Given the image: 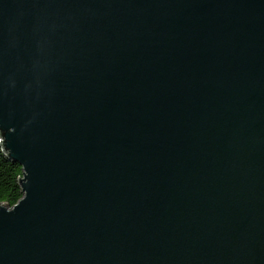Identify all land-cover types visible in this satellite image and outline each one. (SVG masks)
<instances>
[{
  "label": "water",
  "instance_id": "obj_1",
  "mask_svg": "<svg viewBox=\"0 0 264 264\" xmlns=\"http://www.w3.org/2000/svg\"><path fill=\"white\" fill-rule=\"evenodd\" d=\"M0 264H264V0H0Z\"/></svg>",
  "mask_w": 264,
  "mask_h": 264
},
{
  "label": "trees",
  "instance_id": "obj_2",
  "mask_svg": "<svg viewBox=\"0 0 264 264\" xmlns=\"http://www.w3.org/2000/svg\"><path fill=\"white\" fill-rule=\"evenodd\" d=\"M22 168L5 155L0 143V204L15 206L22 198Z\"/></svg>",
  "mask_w": 264,
  "mask_h": 264
}]
</instances>
